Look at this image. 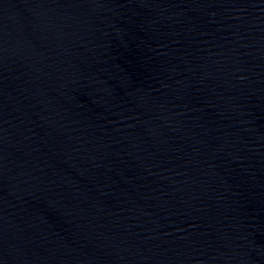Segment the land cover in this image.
Returning <instances> with one entry per match:
<instances>
[{
  "label": "water",
  "instance_id": "1",
  "mask_svg": "<svg viewBox=\"0 0 264 264\" xmlns=\"http://www.w3.org/2000/svg\"><path fill=\"white\" fill-rule=\"evenodd\" d=\"M0 264H264V0H0Z\"/></svg>",
  "mask_w": 264,
  "mask_h": 264
}]
</instances>
